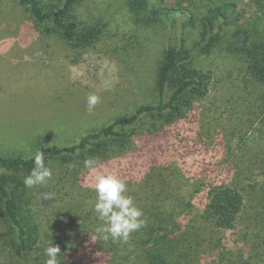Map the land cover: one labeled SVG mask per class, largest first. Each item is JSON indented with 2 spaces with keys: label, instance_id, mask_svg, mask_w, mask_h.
<instances>
[{
  "label": "trees",
  "instance_id": "obj_1",
  "mask_svg": "<svg viewBox=\"0 0 264 264\" xmlns=\"http://www.w3.org/2000/svg\"><path fill=\"white\" fill-rule=\"evenodd\" d=\"M51 1L46 6L44 0H0V6L17 3L27 14L30 28L74 49L103 40L107 24H82L79 5L87 0ZM255 2L262 7V0ZM235 6L221 1L200 19L191 12L189 23L197 27L201 21L198 33L206 41L203 50L218 49L238 60L244 88L253 84L255 91H262L264 26L259 19L234 16ZM127 7L138 28L152 26L175 9L157 6L156 0H127ZM157 72L151 102L119 113L111 123L88 132L78 142L48 145L46 138L39 136L37 151L43 152L53 173L46 185L27 188L23 183L34 166V154L0 155V264H44V248L50 239L61 249L60 264H203L210 253L218 255L217 264H264V157L254 158L245 151L240 156L225 152L216 161L205 162L193 182L196 191H208L200 212H195L184 192L191 179L174 162L156 166V177L154 167L150 168L140 179L127 183V194L142 209L146 225L133 232L127 243L94 239L100 221L89 203L95 195L82 183L89 170L85 159L109 160L134 151L137 142L168 141L170 129L194 113L212 89L213 73L195 66L181 48H168ZM56 158L71 164H54ZM220 173L225 177L217 183L214 177ZM68 183V192L63 191ZM43 193H54V198L43 200ZM65 201L66 214L60 219L55 208ZM46 204H55L54 218L43 213L41 206ZM247 219L254 232H247L244 240L254 256L240 253L232 260L222 231L234 230ZM66 227L71 232L60 234Z\"/></svg>",
  "mask_w": 264,
  "mask_h": 264
},
{
  "label": "rangeland",
  "instance_id": "obj_2",
  "mask_svg": "<svg viewBox=\"0 0 264 264\" xmlns=\"http://www.w3.org/2000/svg\"><path fill=\"white\" fill-rule=\"evenodd\" d=\"M221 1L236 3L234 16L259 19L264 26V0L261 8L255 0H156L157 6L175 9L147 28L136 27L127 0H87L79 5L83 26L88 22L107 24L106 34L94 46L74 49L30 28L27 14L17 3L0 6V155L31 156L38 150L39 136L48 145L76 143L88 132L111 123L119 113L151 102L159 62L168 48H181L195 66L213 73L208 97L170 129L168 141L137 142L135 150L124 156L97 160V171L113 173L128 183L152 167L156 177V166L174 162L191 179L184 192L195 212L203 211L208 191H196L193 182L205 162L216 161L225 152L264 157V87L255 91L251 84L246 90L238 60L218 49L203 50L206 41L198 33L201 21L197 27L189 23L191 12L200 19ZM44 2L49 6L52 1ZM89 94L100 98L91 113L87 110ZM70 162L53 160L61 166ZM94 175L88 170L82 183L95 195L89 187ZM224 177L220 173L214 178L221 183ZM65 187L63 191L68 192L69 183ZM67 201L55 208L57 217L66 214ZM46 205L41 206L43 213L54 218L55 204ZM252 227L247 219L234 230L222 231L230 259H238L240 253L254 256L244 240L247 232L253 234ZM68 232L70 227L59 231ZM205 257L203 264H217L218 255Z\"/></svg>",
  "mask_w": 264,
  "mask_h": 264
},
{
  "label": "clouds",
  "instance_id": "obj_3",
  "mask_svg": "<svg viewBox=\"0 0 264 264\" xmlns=\"http://www.w3.org/2000/svg\"><path fill=\"white\" fill-rule=\"evenodd\" d=\"M99 96L89 94L87 97V110L91 113L99 102ZM84 166L92 171L94 183L89 185L95 192L94 200L89 201L100 224L95 229V237L113 242L127 243L133 232L140 230L146 225L143 219V211L135 203L133 198L128 195L127 182L113 173L98 172V162L95 158H87ZM53 173L46 165L44 154L37 151L34 154V166L30 173L24 177L23 183L27 188L46 185ZM43 200H52L54 193H43L40 197ZM61 249L54 245L52 240L47 241L44 248L46 260L44 264H60L58 259Z\"/></svg>",
  "mask_w": 264,
  "mask_h": 264
}]
</instances>
